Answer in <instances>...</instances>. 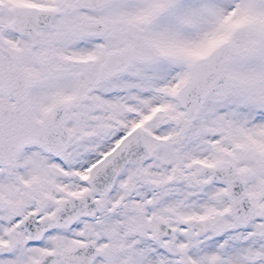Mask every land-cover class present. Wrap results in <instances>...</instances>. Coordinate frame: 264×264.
Returning a JSON list of instances; mask_svg holds the SVG:
<instances>
[{"label":"snow or ice","instance_id":"snow-or-ice-1","mask_svg":"<svg viewBox=\"0 0 264 264\" xmlns=\"http://www.w3.org/2000/svg\"><path fill=\"white\" fill-rule=\"evenodd\" d=\"M0 264H264V0H0Z\"/></svg>","mask_w":264,"mask_h":264}]
</instances>
